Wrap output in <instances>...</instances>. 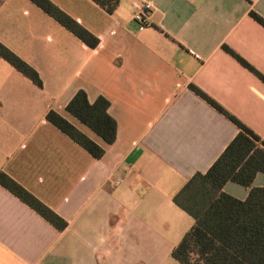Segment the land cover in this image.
Wrapping results in <instances>:
<instances>
[{
    "label": "crops",
    "instance_id": "0c3cea01",
    "mask_svg": "<svg viewBox=\"0 0 264 264\" xmlns=\"http://www.w3.org/2000/svg\"><path fill=\"white\" fill-rule=\"evenodd\" d=\"M97 38L89 47L31 0H0V43L39 87L0 57V172L66 221L58 230L0 185V264H180L171 251L193 218L172 197L204 172L238 127L264 141V0H49ZM148 3V25L131 19ZM82 89L109 101L111 144L65 106ZM54 110L99 146L96 159L46 119ZM252 186H264V172ZM223 190L245 199L248 188Z\"/></svg>",
    "mask_w": 264,
    "mask_h": 264
},
{
    "label": "trees",
    "instance_id": "16d2710c",
    "mask_svg": "<svg viewBox=\"0 0 264 264\" xmlns=\"http://www.w3.org/2000/svg\"><path fill=\"white\" fill-rule=\"evenodd\" d=\"M31 1L89 47L98 43L96 37L49 0ZM93 1L108 13H112L119 2ZM249 15L264 28L262 16L252 10ZM224 48L264 81V76L244 59L227 46ZM0 57L31 82L42 86L37 71L2 43ZM190 88L232 121L238 132L206 171L192 174L172 197L194 222L174 246L171 256L180 264H264V186H252L255 175L264 172V141L196 86L190 84ZM108 106L105 97L100 95L89 102L86 92L79 89L67 102L65 110L111 144L116 137V121L109 115ZM46 119L94 158L99 159L104 154L103 147L54 110L47 112ZM228 181L248 188L246 198L238 199L226 193L223 186ZM0 185L58 230L66 227L64 219L4 172H0Z\"/></svg>",
    "mask_w": 264,
    "mask_h": 264
},
{
    "label": "built area",
    "instance_id": "2783aa9c",
    "mask_svg": "<svg viewBox=\"0 0 264 264\" xmlns=\"http://www.w3.org/2000/svg\"><path fill=\"white\" fill-rule=\"evenodd\" d=\"M149 4L148 3H140L138 4L134 12L132 13L131 19L139 24L140 29H142L144 26L148 25V11H149Z\"/></svg>",
    "mask_w": 264,
    "mask_h": 264
}]
</instances>
